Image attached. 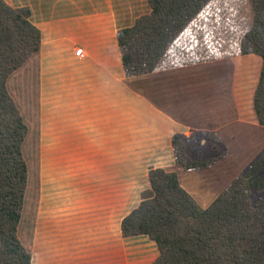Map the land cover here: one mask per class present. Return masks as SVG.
Masks as SVG:
<instances>
[{
  "label": "trees",
  "instance_id": "16d2710c",
  "mask_svg": "<svg viewBox=\"0 0 264 264\" xmlns=\"http://www.w3.org/2000/svg\"><path fill=\"white\" fill-rule=\"evenodd\" d=\"M219 2L148 0L149 13L117 31L123 72L132 77L257 54L261 67L253 108L264 125V0ZM30 16L28 6L0 0V264H31L32 258L18 234L29 183L25 146L30 129L9 89L14 74L39 56L41 32ZM25 78L36 85V69ZM31 90L36 96V87ZM198 135L171 137L175 162L185 170L214 160L192 159ZM262 164L260 156L253 159L205 208L180 185L176 172L150 169V188L121 219L122 236L152 240L158 255L150 264H264ZM255 191L263 197L253 201Z\"/></svg>",
  "mask_w": 264,
  "mask_h": 264
},
{
  "label": "crops",
  "instance_id": "0c3cea01",
  "mask_svg": "<svg viewBox=\"0 0 264 264\" xmlns=\"http://www.w3.org/2000/svg\"><path fill=\"white\" fill-rule=\"evenodd\" d=\"M5 1L14 7L30 8V19L41 32L42 58H54L65 66L61 74L69 79L73 96L76 93L79 101L78 107L74 105L70 113V117H78V120L72 118L70 128L80 134L81 118L86 117L87 143L83 150H88L86 153L92 158L96 157L101 171L97 179H102L103 184L123 187L125 193L128 151L130 154L137 151L128 150V127H131L127 118V101L131 98L128 92L135 101V126L133 123L131 128L138 133L136 139L142 140L139 146L148 148L147 152L156 162L154 168L176 172L187 192L200 195L197 186H214L217 180L228 175L230 178L220 184L223 188L258 155L262 160L264 125L258 123L253 108L260 57L244 54L143 74L135 76L136 83L132 86L127 82L122 65L112 67L108 62L111 58H120L118 29L133 24L119 26L121 21L116 17L111 0ZM146 4L145 10L134 20L149 13L148 0ZM75 44L82 47V56L75 55ZM83 62L88 67L81 66ZM48 73L41 61V78ZM80 91L87 93L82 97L78 94ZM195 133L215 137L221 147L224 145L226 155L206 168L185 170L175 162L171 137ZM91 134L100 142L94 144ZM230 158L235 163L229 162ZM208 172L212 173L210 183L202 177ZM216 190H211L213 194L210 192V198L203 201L214 199L221 188ZM116 192L121 194L120 189ZM122 201H126V197H122ZM143 236L132 237L142 241ZM127 238L122 234L115 238L120 249L114 252L113 264H127ZM145 242L151 246L150 242ZM102 260L98 264H104ZM109 263L112 264L110 257Z\"/></svg>",
  "mask_w": 264,
  "mask_h": 264
},
{
  "label": "rangeland",
  "instance_id": "374dc122",
  "mask_svg": "<svg viewBox=\"0 0 264 264\" xmlns=\"http://www.w3.org/2000/svg\"><path fill=\"white\" fill-rule=\"evenodd\" d=\"M111 4L116 17L120 18L119 26L132 24L134 17L147 7L146 0H111ZM76 46L77 44L75 49L78 48ZM119 59L121 58L109 59V65L121 66ZM41 61L44 69L49 72L48 75L42 74L43 80ZM87 65L86 62L81 64L85 68ZM64 68L65 66L54 58H42L40 49L36 63H27L14 74L9 83V89L20 102L30 129L28 144L25 146L29 183L18 234L30 250L31 264H84L85 261L88 264H98L101 259L104 264H110L109 257L113 264L114 252L120 249L118 241L115 240L121 235L120 220L138 206L142 193L150 188L148 174L150 169H154L153 163L156 162L147 152V147L139 146L142 140L136 139L135 134L138 133L131 128L133 123L135 126V101L132 100L133 95L128 92V97L132 98L127 101L128 125L131 123V127H128V150L137 151L133 154L128 151L125 193L123 187L105 185L102 179H97V175H101L100 167L96 164L97 159L86 153L88 150H83L84 144L87 143L86 117L81 118L83 124L78 128L80 134L72 132L70 128L72 118L78 120V117H70V113L74 105L78 107L76 103L79 101L76 99V93L73 96L69 79L61 74ZM35 69L39 77L37 84L33 86V80L25 83L28 79L25 77L32 78ZM127 82L134 86L135 76L127 77ZM33 87H36V96L34 90H31ZM131 92L134 93L132 90ZM86 93L87 91H80L78 94L84 97ZM90 139L95 140L94 144L100 142L92 134ZM198 140L199 144H192V159L206 162L214 159L210 164L212 165L217 161V157H220V160L226 155V151L218 145L215 137L199 134ZM143 142L146 143L144 140ZM261 155L263 164L260 176L264 181V153ZM228 161L235 163L231 158ZM211 176L212 173L208 172L202 177H206L207 183H210ZM229 178L227 175L221 181L217 180L214 186H197L200 195L190 190L188 192L200 207L205 208L213 200L206 201L210 198V192L213 194L211 190L221 188V192L229 184L223 188L220 184ZM183 188L187 190L184 186ZM119 189L120 195L116 192ZM122 197H126V201H122ZM251 197L255 201L263 197V194L255 191ZM204 199L206 200L203 201ZM108 237L110 243L107 242ZM138 238L131 236L126 239V262L150 264L158 255L156 245L145 235V240L138 241ZM145 241L150 242L151 246L148 247Z\"/></svg>",
  "mask_w": 264,
  "mask_h": 264
},
{
  "label": "built area",
  "instance_id": "2783aa9c",
  "mask_svg": "<svg viewBox=\"0 0 264 264\" xmlns=\"http://www.w3.org/2000/svg\"><path fill=\"white\" fill-rule=\"evenodd\" d=\"M74 53L77 56H82L83 55V49H82V47L76 48L75 51H74Z\"/></svg>",
  "mask_w": 264,
  "mask_h": 264
}]
</instances>
